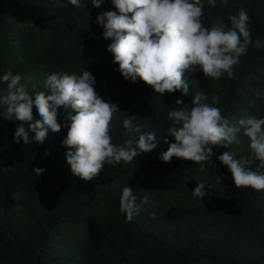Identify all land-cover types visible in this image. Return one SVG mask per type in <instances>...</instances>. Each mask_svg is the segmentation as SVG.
<instances>
[{"label":"trees","instance_id":"trees-1","mask_svg":"<svg viewBox=\"0 0 264 264\" xmlns=\"http://www.w3.org/2000/svg\"><path fill=\"white\" fill-rule=\"evenodd\" d=\"M80 4L0 0V78L11 69L21 75L29 94H50L45 88L50 74L87 70L95 77L96 92L118 106L110 125L112 143L138 139L123 127L124 118L136 115L133 124L142 133L154 131L157 146L129 163H105L85 181L67 163L66 153L74 150L62 144L68 132L62 108L60 132L49 129L43 144L30 137L26 145L22 139L15 142L18 123L6 120L0 106V264H264V190L237 188L217 159L225 151L236 159L250 156L249 138L239 133V143L212 146V165L161 159L176 142L166 132L176 99L190 108L197 93L209 94L202 103L218 107L230 121L264 118V47L249 45L232 68L233 78L226 72L214 80L199 70L186 71L187 96L181 91L160 96L139 78L126 81L107 51L112 41L104 38L97 17L107 11L119 14L113 0L99 8L91 0ZM204 4L201 19L209 28L218 16L230 27L229 13L246 9L253 44L257 39L264 44V0H228L227 7L216 0L214 8L207 0ZM6 91L0 79V96ZM211 93L219 96V104H212ZM33 115L42 119L35 106ZM37 167L45 169L39 177ZM250 167L264 172L258 161ZM199 182L215 185L206 187L209 194L201 199L192 193ZM125 186L133 189L138 204L148 197L131 221L119 210Z\"/></svg>","mask_w":264,"mask_h":264},{"label":"clouds","instance_id":"clouds-1","mask_svg":"<svg viewBox=\"0 0 264 264\" xmlns=\"http://www.w3.org/2000/svg\"><path fill=\"white\" fill-rule=\"evenodd\" d=\"M103 2L91 0L97 8ZM220 3L228 6V0H220ZM70 4L76 8L81 6L80 0H70ZM113 4L119 14L107 11L97 17L104 28V38L112 41L107 51L113 55V63L119 65L117 70L126 81L135 83L139 78L160 96L176 91L187 96L186 71L199 70L214 80L226 72L233 78L232 68L239 64V58L249 45L258 49L264 47L259 39L253 44L248 29L250 18L244 8H239L237 14L229 13L230 27L218 16L209 28L201 19L204 0H113ZM207 4L214 8L216 0H207ZM0 79L7 83L6 93L0 96V106L4 108L6 120L18 123L14 134L17 143L22 139L27 145L31 137L35 143L43 144L49 129L59 133L58 113L61 108L64 110V127L68 132L62 144L74 150L66 153L67 163L71 172L85 181L96 177L105 163L114 166L129 163L157 146L154 131L142 133L141 127L133 124L139 118L136 115L124 118L123 127L126 134H138V139L132 136L123 145L112 143L110 125L119 111L118 106L106 102L96 92L95 77L87 70L80 75L63 71L50 74L45 83L50 94L44 91L29 94L27 86L21 83V75H14L11 69ZM208 99L209 94L197 93L190 108L183 99L175 100L178 107L171 108L167 114L170 126L166 132L176 142L170 144L161 159L169 162L177 157L212 165V146L239 143L238 134L243 133L249 138L251 155L236 159L233 153L225 151L217 159L230 170L237 188L264 190V172L250 167L258 161L259 168H264V118L250 116L230 121L218 107L202 103ZM210 99L212 104L220 102L216 93H211ZM34 106L42 119L34 120ZM44 171L35 168L37 177ZM206 187L204 182H199L193 195L203 198L209 194L204 191ZM19 196V192L13 196L17 211L20 210ZM119 203L120 212L131 221L148 203V197H143L138 204L133 189L125 186ZM155 215L150 213L152 218Z\"/></svg>","mask_w":264,"mask_h":264}]
</instances>
